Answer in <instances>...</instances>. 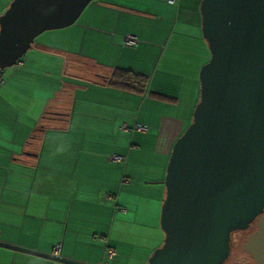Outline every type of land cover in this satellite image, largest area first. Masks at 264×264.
I'll return each instance as SVG.
<instances>
[{
  "label": "crops",
  "instance_id": "1",
  "mask_svg": "<svg viewBox=\"0 0 264 264\" xmlns=\"http://www.w3.org/2000/svg\"><path fill=\"white\" fill-rule=\"evenodd\" d=\"M10 1L0 0V14ZM199 3L93 0L71 25L37 35L4 72L0 241L48 254L59 243V256L86 264H99L109 246L106 264H131L117 251L132 254L140 229L162 239L164 186L149 182L163 179L199 99L209 58ZM127 34L135 46L123 44ZM116 68L146 75L144 92L111 84ZM112 153L124 161L109 162ZM0 264L66 263L0 247Z\"/></svg>",
  "mask_w": 264,
  "mask_h": 264
},
{
  "label": "water",
  "instance_id": "2",
  "mask_svg": "<svg viewBox=\"0 0 264 264\" xmlns=\"http://www.w3.org/2000/svg\"><path fill=\"white\" fill-rule=\"evenodd\" d=\"M93 0H11L0 14V70L15 65L46 30L74 23ZM209 51L199 99L174 140L161 183L163 240L146 264H223L230 234L264 264V0H200ZM0 247L86 264L0 241Z\"/></svg>",
  "mask_w": 264,
  "mask_h": 264
},
{
  "label": "rangeland",
  "instance_id": "3",
  "mask_svg": "<svg viewBox=\"0 0 264 264\" xmlns=\"http://www.w3.org/2000/svg\"><path fill=\"white\" fill-rule=\"evenodd\" d=\"M22 58H23V56L19 60H22ZM84 66L92 69V71H95L94 68L89 63H86ZM8 68L9 67L4 68L0 71V77L2 80H4L3 75H4L5 71L7 72ZM160 206H161V204H160ZM140 231L141 232L143 231V235H142L143 237L141 239H139L140 242H137L136 245H138L139 247L136 246L132 254H131V252H129L128 254L123 253V252H119L120 249L117 251V254L120 256V258L123 259V261H125V262L129 261V263H131V264H133V263L141 264L144 261L146 264L147 259L150 256V254L152 253V251L156 247L161 245L162 240H163V236H162V239L160 238L161 236H159L160 234L158 236L157 235L155 236V232L153 229L143 228V230L140 229ZM236 237H237V235L234 233V235H233L234 239H233V243H232V252H231L230 257L225 261L224 264H238L237 263L238 260H242V259H244V257H247V255L242 253L241 250L239 249V245L237 244L238 241L236 240ZM122 247H125V245ZM104 264H106V261H104Z\"/></svg>",
  "mask_w": 264,
  "mask_h": 264
},
{
  "label": "built area",
  "instance_id": "4",
  "mask_svg": "<svg viewBox=\"0 0 264 264\" xmlns=\"http://www.w3.org/2000/svg\"><path fill=\"white\" fill-rule=\"evenodd\" d=\"M166 2L168 3H174L176 0H165ZM138 42V39H137V36L136 35H133V34H127L123 37V44L124 45H127V46H135ZM2 82V79L0 77V83ZM127 127H126V124L125 123H122L121 126H120V129L121 130H125ZM132 129L133 130H138V131H146V126L141 124V123H137V122H134L133 126H132ZM124 157L120 154H116V153H112V154H109L107 156V160L109 162H112V163H117V162H122L124 161ZM117 210L121 211V212H125V208L121 207V206H118L117 207ZM59 248H60V244H55L52 248V254L54 255H58L59 253ZM114 255V250L107 246L104 248V251H103V256H102V260L100 261L99 264H102L104 261L106 260H110Z\"/></svg>",
  "mask_w": 264,
  "mask_h": 264
},
{
  "label": "trees",
  "instance_id": "5",
  "mask_svg": "<svg viewBox=\"0 0 264 264\" xmlns=\"http://www.w3.org/2000/svg\"><path fill=\"white\" fill-rule=\"evenodd\" d=\"M109 82L122 89H134L143 93L147 85V76L131 70L116 68L110 75Z\"/></svg>",
  "mask_w": 264,
  "mask_h": 264
},
{
  "label": "flooded vegetation",
  "instance_id": "6",
  "mask_svg": "<svg viewBox=\"0 0 264 264\" xmlns=\"http://www.w3.org/2000/svg\"><path fill=\"white\" fill-rule=\"evenodd\" d=\"M256 220H257V218L249 225V227L247 229L233 231L230 234V242H229L230 243V253H229L227 259L230 257L231 252H232V243H233V239H234L233 235L235 233L237 235L236 240L238 241L237 244L239 245V249L241 250L242 253L247 255V257H244V259L238 260L237 263L238 264H253L254 260L249 256L248 253H246L245 251L242 250V243L246 239L247 235L256 229ZM225 261H224V263H225Z\"/></svg>",
  "mask_w": 264,
  "mask_h": 264
}]
</instances>
